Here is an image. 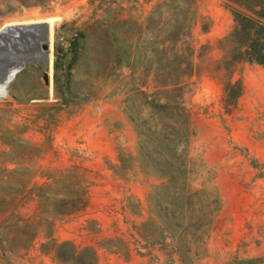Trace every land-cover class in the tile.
<instances>
[{"label":"rangeland","instance_id":"374dc122","mask_svg":"<svg viewBox=\"0 0 264 264\" xmlns=\"http://www.w3.org/2000/svg\"><path fill=\"white\" fill-rule=\"evenodd\" d=\"M161 1L52 0L26 7L9 0L13 10L0 15V33L10 24L25 26L0 35V152L24 158L33 179L0 209V264H64L53 248L63 242L79 250L96 249L98 264H264V66L240 67L234 79H241L243 93L226 113L218 41L235 22L225 0H196V74L188 98L194 132L190 191H196V199L187 213L196 216V225L172 227L167 233L168 243L182 241L181 251L148 239L153 231L145 226L153 217L148 196L161 180L129 160L139 137L126 105L139 84L150 86L151 81L140 74L136 81L126 68L101 78L96 74L102 64L96 60L103 55L102 25L141 24ZM49 18H57L51 35L53 64L57 48L66 62L72 61L71 42L87 34L79 36L86 51L73 65L67 106L54 98V65L49 77L39 64L42 38L31 36L35 28L26 26ZM124 29L110 30L113 44ZM72 166L88 170L89 203L45 229L36 218L34 189L53 172ZM172 192L169 186L165 193ZM163 208L183 215L182 205L170 200Z\"/></svg>","mask_w":264,"mask_h":264},{"label":"trees","instance_id":"16d2710c","mask_svg":"<svg viewBox=\"0 0 264 264\" xmlns=\"http://www.w3.org/2000/svg\"><path fill=\"white\" fill-rule=\"evenodd\" d=\"M15 1L20 6L33 7L52 0ZM196 4V0H162L141 24L126 20L102 25L103 55L96 60L102 64L96 74L101 78L108 77L116 68H126L136 81L140 80L139 74L151 81L150 86L139 84L126 105L127 117L139 137L136 155L129 160L161 180L148 196L153 217L145 226L153 227L148 236L152 244L160 242L173 252L181 251L183 243L175 238L167 242L170 229L196 225V216L187 215L193 207L192 200L196 199V191H190V146L194 132L188 108V98L194 92L192 78L196 74L194 30L199 19ZM0 5L6 8L0 9V15L13 10L9 0H0ZM224 7L235 22L232 31L218 41L222 51L217 63L223 85L222 105L229 113L243 93L241 79H234L240 67L243 64L264 66V0H225ZM125 26L129 29L125 30ZM119 27L124 30L118 36V43L113 44L110 30ZM202 30L207 31L208 25L203 24ZM79 36L85 38L87 34L80 33L71 42L72 61L66 62L63 51L56 49L54 98L60 106L72 101L73 65L86 51ZM119 161L125 166V160ZM30 168L24 164V158L0 152V209L28 187L33 179ZM87 173L83 167L72 166L53 172L46 183L35 187L38 225L50 228L56 219L87 207L90 189ZM169 186L173 192L166 195ZM167 200L174 206L181 204L183 215L166 213L163 205ZM53 244L55 256L64 264H98L94 248L79 250L71 242ZM174 261L179 260L174 258Z\"/></svg>","mask_w":264,"mask_h":264},{"label":"water","instance_id":"95a60500","mask_svg":"<svg viewBox=\"0 0 264 264\" xmlns=\"http://www.w3.org/2000/svg\"><path fill=\"white\" fill-rule=\"evenodd\" d=\"M25 25H21V26H8V28H5L4 31H2L1 33H5L8 30H12L15 28H21ZM28 27L31 28H38L40 26H43L46 30L45 36L43 37L42 41H41V45H40V50L43 52V56L38 58L39 59V64L42 67L44 73L46 76H51L52 75V71H53V61H52V41H51V26H50V22H48V20H45L44 22H39V23H34V24H29L26 25ZM34 30V29H33ZM0 33V35H1ZM1 37V36H0ZM39 55V54H38Z\"/></svg>","mask_w":264,"mask_h":264},{"label":"bare ground","instance_id":"6f19581e","mask_svg":"<svg viewBox=\"0 0 264 264\" xmlns=\"http://www.w3.org/2000/svg\"><path fill=\"white\" fill-rule=\"evenodd\" d=\"M57 18H49V19H47L48 20V22H50V26H51V34L50 35H52V31H53V22L56 20ZM44 21V20H43ZM43 21H41V22H43ZM40 22V21H39ZM32 23V22H31ZM38 23V22H37ZM19 24V23H18ZM11 25H13V24H10L9 26H11ZM28 27V26H27ZM34 29V28H33ZM18 30V29H17ZM25 33V32H24ZM23 33V34H24ZM45 33H46V30H45V28L43 27V26H40V27H38V28H36L33 32H32V35L31 36H38V37H41L42 39H43V37L45 36ZM27 34V33H26ZM9 35V34H8ZM2 36H5V35H2ZM27 36V35H26ZM25 36V37H26ZM6 37V36H5ZM24 37V38H25ZM9 38H11V37H9ZM20 38V39H19ZM17 37V39H19V40H22L23 38H21V37ZM51 38V37H50ZM15 39V38H14ZM13 40V39H12ZM18 40V41H19ZM17 41V40H16ZM15 41V42H16ZM20 42V41H19ZM9 43V42H8ZM12 43V42H11ZM17 43V42H16ZM5 44V43H4ZM12 45H13V43H12ZM6 46V45H5ZM8 46V45H7ZM1 50V49H0ZM20 60V59H19ZM21 63V62H20ZM20 66V65H19ZM19 66H18V68H19Z\"/></svg>","mask_w":264,"mask_h":264}]
</instances>
